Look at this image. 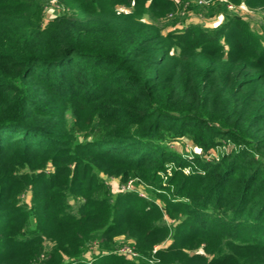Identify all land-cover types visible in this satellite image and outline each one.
<instances>
[{
  "label": "trees",
  "instance_id": "1",
  "mask_svg": "<svg viewBox=\"0 0 264 264\" xmlns=\"http://www.w3.org/2000/svg\"><path fill=\"white\" fill-rule=\"evenodd\" d=\"M226 1L264 17V0ZM58 3L45 23V0H0V264H264V26L165 32L174 0ZM182 138L229 148L191 163ZM101 175L139 178L162 207Z\"/></svg>",
  "mask_w": 264,
  "mask_h": 264
},
{
  "label": "rangeland",
  "instance_id": "2",
  "mask_svg": "<svg viewBox=\"0 0 264 264\" xmlns=\"http://www.w3.org/2000/svg\"><path fill=\"white\" fill-rule=\"evenodd\" d=\"M45 1L46 8L43 20L46 23L48 20L62 12L65 8L58 3L59 0ZM174 1L175 3H178L177 7L179 11L176 12L177 17H172V20L177 19V21L173 26L168 25L165 29V32L180 28V26H182V22L201 23V25L206 28H212L215 26V24H217V22H219V20L223 18L224 14L226 16H235L244 19L252 30L260 31V28L264 26V17L262 16V11L259 9H249L243 3H240L239 5H233L229 4L226 0H182L180 3L178 0ZM120 9L127 11L122 7ZM170 148L178 156L193 163L195 157H199L204 161L218 159L228 150L229 147L227 144L221 142L215 147L211 148L209 152H207L208 154H203V152L198 147L193 145L189 139L182 138L178 141H174L170 145ZM175 169L176 166L174 164H170L166 167L164 172L160 173L158 180L162 187L170 186L172 188V186L169 185V182ZM179 170H181L185 176H188L191 172V168L189 166L179 168ZM99 178L104 181V184L109 188L112 194L130 192L139 198L146 200L147 202L153 201L157 206L162 207L161 201L157 199L154 194L158 191L157 188H151L147 183L143 182L139 178L124 177L120 179L119 177H106L103 175L99 176ZM22 200L28 202V197L25 196L22 198ZM163 217V220L168 227L174 225L173 220L169 219L166 215ZM120 240H118L117 244L115 245V252H122L125 255L134 257L135 254L133 253L134 250L132 242L128 241L122 236L120 237ZM168 243V241H164L163 243L154 246L152 254H154L159 249L166 247ZM90 250L91 251L85 256L86 260L91 258V252H96L98 249L97 247L92 246ZM149 262L152 263L153 258ZM156 262H158V260H156Z\"/></svg>",
  "mask_w": 264,
  "mask_h": 264
}]
</instances>
